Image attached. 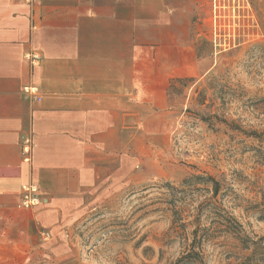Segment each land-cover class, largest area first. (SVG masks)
<instances>
[{"label":"crops","instance_id":"0c3cea01","mask_svg":"<svg viewBox=\"0 0 264 264\" xmlns=\"http://www.w3.org/2000/svg\"><path fill=\"white\" fill-rule=\"evenodd\" d=\"M192 4L0 0V264L122 189L141 141L174 127L168 87L192 74ZM30 182L40 204L26 208Z\"/></svg>","mask_w":264,"mask_h":264},{"label":"rangeland","instance_id":"374dc122","mask_svg":"<svg viewBox=\"0 0 264 264\" xmlns=\"http://www.w3.org/2000/svg\"><path fill=\"white\" fill-rule=\"evenodd\" d=\"M192 14L174 127L142 140L128 184L47 230L22 264H171L200 235L204 264H264V0H193ZM189 174L212 176L217 195Z\"/></svg>","mask_w":264,"mask_h":264},{"label":"trees","instance_id":"16d2710c","mask_svg":"<svg viewBox=\"0 0 264 264\" xmlns=\"http://www.w3.org/2000/svg\"><path fill=\"white\" fill-rule=\"evenodd\" d=\"M184 80H189L187 78H174L170 81L169 87H168V95H171V93L175 92V83L176 82H182ZM205 179L209 182H211V189L212 192L211 197H215L219 190V183L214 180V178L210 175H205L204 177L196 174H189L186 178H184L183 183L188 181H195L197 179ZM190 185V184H188ZM177 219H180V217H177ZM183 224V223H182ZM198 229L195 228L194 231H197ZM195 234V238H196ZM204 235H200L195 242L187 243L185 251L177 257L171 264H204L203 262V256H202V241H203ZM195 240V239H194ZM188 246V247H187ZM146 264V263H142Z\"/></svg>","mask_w":264,"mask_h":264},{"label":"built area","instance_id":"2783aa9c","mask_svg":"<svg viewBox=\"0 0 264 264\" xmlns=\"http://www.w3.org/2000/svg\"><path fill=\"white\" fill-rule=\"evenodd\" d=\"M28 2H33L35 0H27ZM31 59H36L37 56L35 54H31ZM23 91L25 93H30L32 95L37 94L36 87H23ZM38 98V97H37ZM32 142L30 139H25L21 148V151L24 155V160L29 161L31 157L32 152ZM22 192H21V205L23 207H32L40 204V197L38 194V188L37 185L34 182L27 183L22 186ZM40 235L44 238H47L49 236L48 232L41 230Z\"/></svg>","mask_w":264,"mask_h":264}]
</instances>
